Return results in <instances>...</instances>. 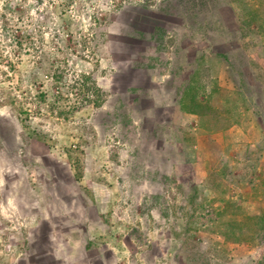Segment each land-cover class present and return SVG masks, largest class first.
Listing matches in <instances>:
<instances>
[{
  "label": "rangeland",
  "instance_id": "1",
  "mask_svg": "<svg viewBox=\"0 0 264 264\" xmlns=\"http://www.w3.org/2000/svg\"><path fill=\"white\" fill-rule=\"evenodd\" d=\"M0 264H264V0H0Z\"/></svg>",
  "mask_w": 264,
  "mask_h": 264
},
{
  "label": "trees",
  "instance_id": "2",
  "mask_svg": "<svg viewBox=\"0 0 264 264\" xmlns=\"http://www.w3.org/2000/svg\"><path fill=\"white\" fill-rule=\"evenodd\" d=\"M42 96H43V94H42Z\"/></svg>",
  "mask_w": 264,
  "mask_h": 264
}]
</instances>
